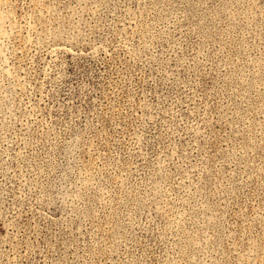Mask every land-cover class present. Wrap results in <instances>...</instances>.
I'll use <instances>...</instances> for the list:
<instances>
[{"label": "rangeland", "instance_id": "1", "mask_svg": "<svg viewBox=\"0 0 264 264\" xmlns=\"http://www.w3.org/2000/svg\"><path fill=\"white\" fill-rule=\"evenodd\" d=\"M0 264H264V0H0Z\"/></svg>", "mask_w": 264, "mask_h": 264}]
</instances>
